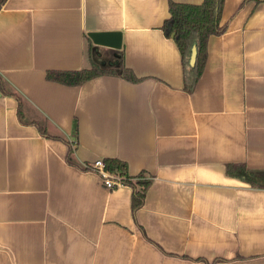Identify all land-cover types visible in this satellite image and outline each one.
Segmentation results:
<instances>
[{
	"label": "crops",
	"instance_id": "0c3cea01",
	"mask_svg": "<svg viewBox=\"0 0 264 264\" xmlns=\"http://www.w3.org/2000/svg\"><path fill=\"white\" fill-rule=\"evenodd\" d=\"M6 0L0 7V264H264V1L224 0L201 77L183 88L161 29L169 2ZM92 31H119L118 49ZM90 59L137 77L46 78ZM17 98L22 119L17 116ZM37 121L51 138L39 133ZM71 147L73 164L65 155ZM115 158L149 180L143 205L91 168Z\"/></svg>",
	"mask_w": 264,
	"mask_h": 264
},
{
	"label": "trees",
	"instance_id": "16d2710c",
	"mask_svg": "<svg viewBox=\"0 0 264 264\" xmlns=\"http://www.w3.org/2000/svg\"><path fill=\"white\" fill-rule=\"evenodd\" d=\"M6 0H0V7ZM256 2L264 0H255ZM224 0H203L199 5L180 4L169 2L168 16L164 19L161 25L163 34L166 37L173 39L179 53L182 65L183 88L187 92H191L196 86L199 78L202 75L206 56L207 43L211 35H219L225 30V25L220 23L221 12ZM195 46L196 55L193 65L190 64V55L192 47ZM120 75L131 81H138L134 73L127 67H105L92 59L88 68L79 70H58L47 71L46 78L51 81L59 82L65 85H79L83 82L101 75ZM0 90L5 94H9L4 88L0 79ZM17 116L22 119V110L20 100L17 98ZM39 133L46 137L59 138L48 134L46 128L37 121H32ZM73 150L68 147L65 159L69 164H73L71 154ZM104 169L117 173L121 179V183L132 188L131 192V212L134 216L136 211L143 205L145 192L149 185V180L145 179L140 182L141 187L138 188L131 178L126 174V164L115 158L103 159ZM86 164L83 169H88ZM225 172L228 176L238 178L252 187H264V171L256 172L248 168L243 163H228L225 165ZM142 174V173H139Z\"/></svg>",
	"mask_w": 264,
	"mask_h": 264
},
{
	"label": "water",
	"instance_id": "95a60500",
	"mask_svg": "<svg viewBox=\"0 0 264 264\" xmlns=\"http://www.w3.org/2000/svg\"><path fill=\"white\" fill-rule=\"evenodd\" d=\"M88 37L96 45L107 46L118 49L121 46V33L119 31H92L88 33ZM196 49L192 47L190 55V64L195 62Z\"/></svg>",
	"mask_w": 264,
	"mask_h": 264
},
{
	"label": "built area",
	"instance_id": "2783aa9c",
	"mask_svg": "<svg viewBox=\"0 0 264 264\" xmlns=\"http://www.w3.org/2000/svg\"><path fill=\"white\" fill-rule=\"evenodd\" d=\"M87 165L98 174L99 179L105 188L113 189L122 184L120 181L121 177L117 173H111L104 169L103 159H96Z\"/></svg>",
	"mask_w": 264,
	"mask_h": 264
},
{
	"label": "rangeland",
	"instance_id": "374dc122",
	"mask_svg": "<svg viewBox=\"0 0 264 264\" xmlns=\"http://www.w3.org/2000/svg\"><path fill=\"white\" fill-rule=\"evenodd\" d=\"M105 67H111V66H108V65H106ZM145 176L143 175V174H137V175H135L133 178H131L132 179V181L134 182V183H138V184H136V186L138 187V188H140L141 187V184H140V182L141 181H143L145 178H144Z\"/></svg>",
	"mask_w": 264,
	"mask_h": 264
}]
</instances>
